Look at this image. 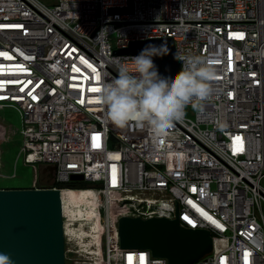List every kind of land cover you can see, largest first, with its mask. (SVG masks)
Here are the masks:
<instances>
[{
	"label": "built area",
	"instance_id": "built-area-1",
	"mask_svg": "<svg viewBox=\"0 0 264 264\" xmlns=\"http://www.w3.org/2000/svg\"><path fill=\"white\" fill-rule=\"evenodd\" d=\"M129 5L0 0V52L9 54L0 55V109L21 114L19 157L34 169L32 186L63 190L78 181L74 173L84 174L81 181L99 196L103 224L102 260L91 258L94 264H129V254L131 264H168L151 250L121 247V215L179 216L183 226L210 229L213 250L194 264H264V0H134L132 11ZM164 36L215 64L211 96L202 108L190 103L163 133L147 121L116 126L96 98L119 64L138 54L116 50ZM0 122L1 167L10 127ZM48 165L56 166L54 175L44 178ZM65 237L66 254L80 253L66 230Z\"/></svg>",
	"mask_w": 264,
	"mask_h": 264
},
{
	"label": "water",
	"instance_id": "water-1",
	"mask_svg": "<svg viewBox=\"0 0 264 264\" xmlns=\"http://www.w3.org/2000/svg\"><path fill=\"white\" fill-rule=\"evenodd\" d=\"M129 11L134 0H129ZM168 44V48L154 54L163 71L181 69V62L173 49L172 36L132 42L118 53H139L145 46ZM55 165L43 171L54 175ZM73 179L83 180L84 174L74 173ZM63 190L60 187H0V253L11 264H67ZM120 245L125 249H148L154 256L165 257L168 264H194L213 250L210 229L183 226L179 216L143 218L121 215L119 218Z\"/></svg>",
	"mask_w": 264,
	"mask_h": 264
},
{
	"label": "clouds",
	"instance_id": "clouds-1",
	"mask_svg": "<svg viewBox=\"0 0 264 264\" xmlns=\"http://www.w3.org/2000/svg\"><path fill=\"white\" fill-rule=\"evenodd\" d=\"M167 48V43L145 46L132 55L130 64L121 62L119 74L100 89L98 98L113 124L123 128L130 121H147L153 130L163 133L184 118L190 103L193 108H202L203 101L211 96L215 64L201 55L174 48L182 67L175 73L163 71L154 54ZM0 264L11 261L0 253Z\"/></svg>",
	"mask_w": 264,
	"mask_h": 264
},
{
	"label": "bare ground",
	"instance_id": "bare-ground-1",
	"mask_svg": "<svg viewBox=\"0 0 264 264\" xmlns=\"http://www.w3.org/2000/svg\"><path fill=\"white\" fill-rule=\"evenodd\" d=\"M2 130L0 124V131ZM67 214L66 234L77 242L81 252H85L101 263L103 254V224L98 212L99 196L90 188H64Z\"/></svg>",
	"mask_w": 264,
	"mask_h": 264
},
{
	"label": "rangeland",
	"instance_id": "rangeland-1",
	"mask_svg": "<svg viewBox=\"0 0 264 264\" xmlns=\"http://www.w3.org/2000/svg\"><path fill=\"white\" fill-rule=\"evenodd\" d=\"M46 1L53 3L56 0ZM0 120L5 121L10 127L6 140L1 144L3 150L2 161L4 164L0 167V172L6 175H0V187H30L33 184L35 176L34 169L32 165L24 163L23 157H19V150L22 145L20 133L22 127L21 114L14 107H6L0 109ZM0 124L1 128H3L4 123L0 122ZM16 162L17 175L12 176ZM46 175V173H43L44 178H46ZM71 247L73 246L71 245ZM66 257L67 264H94L90 261L92 257L85 252H68Z\"/></svg>",
	"mask_w": 264,
	"mask_h": 264
},
{
	"label": "snow or ice",
	"instance_id": "snow-or-ice-1",
	"mask_svg": "<svg viewBox=\"0 0 264 264\" xmlns=\"http://www.w3.org/2000/svg\"><path fill=\"white\" fill-rule=\"evenodd\" d=\"M0 27H4V26L3 25H0ZM12 27H22V26H20V25H14ZM231 35L232 36L243 37L244 36V33H242V32H232ZM229 52H231V50H229ZM0 55L7 56L9 54L8 53H4V52H0ZM97 79H99V77H97ZM93 91H99V88H94ZM96 99L99 100L98 97ZM99 136H100L99 133H94L93 134V147H96V148H99L100 147ZM234 139L239 142L238 143V147L236 148V151H242L243 150V139H242V137L238 135ZM113 168L115 169V166H113ZM113 183L114 184L116 183L115 171L113 172ZM201 211H203V210L201 209ZM204 214L207 215V213H204ZM185 218L188 219V217H185ZM208 219L211 220L212 217L209 216ZM192 223L195 224V221H192ZM221 226H223V225H221ZM248 256H249V253L246 251L245 252V261L246 262L248 260ZM128 259H129V264H131L132 259H133L132 254H129ZM143 259H144L143 254H141V256H140L141 262H143Z\"/></svg>",
	"mask_w": 264,
	"mask_h": 264
},
{
	"label": "trees",
	"instance_id": "trees-1",
	"mask_svg": "<svg viewBox=\"0 0 264 264\" xmlns=\"http://www.w3.org/2000/svg\"><path fill=\"white\" fill-rule=\"evenodd\" d=\"M42 176H43V173H42ZM87 185H88L87 182L81 181V180L72 181V182H69V184H68V186H70V187H79V188L86 187Z\"/></svg>",
	"mask_w": 264,
	"mask_h": 264
},
{
	"label": "flooded vegetation",
	"instance_id": "flooded-vegetation-1",
	"mask_svg": "<svg viewBox=\"0 0 264 264\" xmlns=\"http://www.w3.org/2000/svg\"><path fill=\"white\" fill-rule=\"evenodd\" d=\"M44 173H47V172H49V171H43Z\"/></svg>",
	"mask_w": 264,
	"mask_h": 264
}]
</instances>
